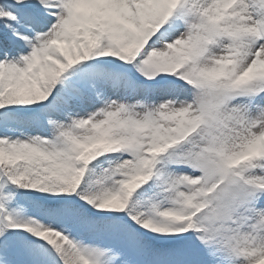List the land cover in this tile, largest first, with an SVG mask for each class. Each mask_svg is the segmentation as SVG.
<instances>
[{
	"label": "snow or ice",
	"instance_id": "snow-or-ice-1",
	"mask_svg": "<svg viewBox=\"0 0 264 264\" xmlns=\"http://www.w3.org/2000/svg\"><path fill=\"white\" fill-rule=\"evenodd\" d=\"M0 264H264V0H0Z\"/></svg>",
	"mask_w": 264,
	"mask_h": 264
}]
</instances>
